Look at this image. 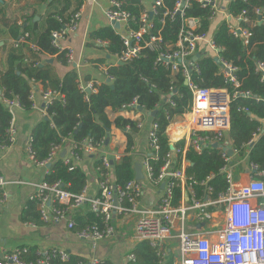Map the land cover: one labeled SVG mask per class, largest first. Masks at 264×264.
<instances>
[{"label": "trees", "instance_id": "1", "mask_svg": "<svg viewBox=\"0 0 264 264\" xmlns=\"http://www.w3.org/2000/svg\"><path fill=\"white\" fill-rule=\"evenodd\" d=\"M73 1L75 9L69 10ZM83 2L84 0H63L58 10L46 14L41 26L38 25V21H33L35 13L28 15L18 24L17 19L8 14L5 8L7 5H3L0 9V22L5 34L14 41L24 33L28 34L22 45L13 44L7 49L4 68L0 70V148L10 145L7 130L12 114L5 100L15 99L21 108L29 111L34 104L29 97L30 91L33 86L40 85L43 89L57 92L59 97L53 99L47 107L48 118L39 121L31 130L34 160L46 161L52 146L61 145L64 148L66 144L63 142L64 138L75 143L77 145L75 150L83 156L79 147L85 138L91 139L94 143L104 142L105 145L111 126H115L126 135L125 154L119 160L111 161L115 184L123 185L135 178V154L132 150L134 138L140 129L137 127V122L129 118L116 116L110 119L107 110L117 111L132 99H136L150 119V126L152 123L156 124L154 132L158 149L151 150L147 143L145 151L148 156L156 155L149 159L153 175L158 174L160 167L168 158L167 154L171 153L174 167H178L182 159L188 161L185 173L191 177L197 198H202L205 188L208 187L212 189V197L225 191L227 183L224 175L219 171L225 163L220 148L207 146L203 147L201 152L195 151L192 147L184 150L185 140L180 139L174 143L179 151L174 152L170 149V141L166 136V128L172 119L187 113L192 104L191 91L181 71L173 72L170 67L156 63L158 53L166 51L168 46H173L178 39L181 28L180 16L173 15L172 18L164 16V13L173 11L176 0H162L157 8L158 14L153 18V32L161 36V42L156 49L144 47L138 58L122 64L104 65V75L109 76L111 81L104 80L94 84L95 91L91 90L88 94L79 88L80 80L75 68L66 72L63 77H58L52 66L53 62L44 59L52 58L53 61L62 64L68 62L67 51H59L52 45L51 32L62 28ZM124 8L138 16L142 6L140 0H129ZM212 11L211 5L203 6L198 0H188L184 15L198 18L200 27L197 32L208 33L213 43L219 47V58L236 67L235 76L238 86L235 87L233 83L224 81L219 73L220 64L205 49L199 51L200 56L196 59L199 70L191 71V80L206 87H228L230 127L227 139L231 141L235 151L231 162L237 163L241 159H246L249 163L257 164L263 171L261 179L264 180V83L260 81V75L255 69L257 61L264 63V0H229L227 3L226 11L230 17L243 14L246 18V21H239V26L250 33L247 42L230 32L229 21L225 18H221L211 29L212 22L215 21L211 19ZM88 38L89 45L95 40L107 41L108 55L115 57L123 50L120 37L109 25L92 30ZM30 44L34 45V49L30 48ZM24 46L28 54L23 53L21 48ZM26 58L30 61H26ZM105 61V58H99L90 62L94 66H99ZM89 80L90 77L86 75L84 81ZM244 91L249 92V96L239 94ZM152 111H155L153 116L149 114ZM60 151L56 158L50 161L43 180L49 184L59 183L63 189L73 194L81 193L86 186V173L75 164L77 161L65 163L64 156L59 155ZM92 156L99 182L106 170L102 164V157ZM236 169L242 171L239 164ZM210 175L212 176L207 181V185L201 184ZM180 199L181 189L178 186L174 189L173 204H179ZM21 220L43 223L35 200L27 201L21 213ZM73 221V231L94 223L104 228L101 216L91 212H86L84 215L75 214ZM23 248H26V252L21 253L24 260L34 262L41 257L37 247L24 245L18 247L20 250ZM133 254L135 260L128 261L127 264H174L175 260L174 252L170 251L164 259L159 257L146 240L135 244ZM79 261L88 263L86 258L72 253H69L66 260H61L59 256H52L49 259L50 264H77ZM103 262L109 263L107 260Z\"/></svg>", "mask_w": 264, "mask_h": 264}, {"label": "built area", "instance_id": "2", "mask_svg": "<svg viewBox=\"0 0 264 264\" xmlns=\"http://www.w3.org/2000/svg\"><path fill=\"white\" fill-rule=\"evenodd\" d=\"M128 1L109 0L104 12L108 25L120 37L123 45V50L115 56L112 64L138 58L144 47L156 49L161 42V36L153 32V18L157 16V8L161 5L162 0H140L142 9L138 16L124 8ZM218 1L198 0L203 6L211 5L212 20L220 11ZM187 3L188 0H176L173 11L164 13V16H169V18L179 15L181 28L176 43L173 46L169 45L166 51H160L156 63L170 67L173 72L181 71V75L187 81L186 84L192 95V104L187 112V120L190 125L187 134V147L201 152L203 147H212L213 143L220 145L217 148L223 151L222 156L225 163L219 171L224 175L227 183L225 191L212 197V189L208 187L205 188L202 198H197L192 187L191 177L185 173L188 161L182 159L180 165L174 167L171 153L167 154L168 158L156 176L153 175V168L149 164V159L156 155L148 156L144 153V178L141 180L133 178L123 185L115 184L109 178L111 169L109 153L102 151L106 144L104 145V142L94 143L91 139L85 138L79 149L83 154L101 156L102 164L106 170L104 177L99 181L98 193L89 196L85 187L81 193L73 194L63 189L59 183L49 184L42 180L34 184V191L29 199L36 201L43 223L66 220L69 229L73 228L74 221L69 217L68 209H74L84 204L88 205L92 213L101 216L104 228H100L98 224L94 223L74 231V233L80 239L91 242L93 246L100 239L114 235V228L110 224V220L114 215H119L120 220H124L126 224H132L133 227L134 242L126 253L127 262L135 260L133 254L135 244L146 240L162 259L168 253L167 244L174 241L177 245L174 264H264V180L261 179L263 171L257 164L248 162V179L236 181V164L231 162L235 151L231 141L227 139L230 127L229 89L227 86L206 87L191 80V71L199 70L194 56L202 49L209 50L213 57H218L219 73L225 82H231L235 87L238 86L235 76L236 67L219 58V47L213 43L208 33L197 32L200 20L184 15ZM82 11L83 4L76 13L69 17L62 28L51 32L52 45L59 51H67L68 62L73 60V51L65 47L64 43L69 34L77 28ZM224 18L229 21L230 32L247 42L246 39L250 33L239 26V21H246L244 15L230 17L226 12ZM115 24H118V27H115ZM27 35L25 33L20 37L15 42V46ZM95 42L107 45V41L104 40ZM108 64L110 65V63ZM255 69L260 75V81L264 83V63L257 61ZM107 78L111 81L109 76ZM96 83L93 80H80L79 88L88 94L91 90L95 91L94 84ZM39 94L43 102L42 110L46 113L47 107L53 99L59 97V94L50 89H41ZM86 94L85 97H87ZM239 94L249 96L247 91L239 92ZM34 95L33 86L30 91V99L33 100ZM5 103L12 114L7 130L11 145L16 134L13 109L19 104L15 99H6ZM139 107L141 106L136 99H132L117 111L120 112L119 116L136 121L137 127L140 129L143 126V119L140 117L143 114L146 115V112L142 107L141 109ZM155 127L156 124L152 123L148 130V147L154 151L158 149ZM31 140L29 135L24 150L36 165L42 166L50 163L56 158L58 151L63 148L61 145L52 146L46 161L37 162L34 160ZM63 142L71 144V147L69 146V149L65 151L64 162L79 161L81 155L75 150L77 145L67 138H64ZM10 145H6L4 148ZM228 147L232 149L231 155L227 154ZM171 150L179 151L175 146ZM114 157L119 158L118 155H114ZM211 176H207L201 184L207 185ZM162 182L164 186L159 198L150 205L144 203L142 196L145 185L152 184L155 187H160ZM6 184L7 181L0 175V216L1 206L6 201L4 192ZM178 186L181 189V199L179 204H173L174 189ZM25 252L26 248L20 250L17 247L1 256L0 264H50L49 259L52 256H59L61 260H66L69 256V252L63 248H50L38 250L41 257L32 262L21 257V253ZM87 261L88 263L79 261L77 264L104 263L103 259L97 256L89 257Z\"/></svg>", "mask_w": 264, "mask_h": 264}, {"label": "crops", "instance_id": "3", "mask_svg": "<svg viewBox=\"0 0 264 264\" xmlns=\"http://www.w3.org/2000/svg\"><path fill=\"white\" fill-rule=\"evenodd\" d=\"M228 1L229 0L218 1L220 11L217 13L215 21L212 22L211 29L214 28L216 22L224 18V13L227 12L226 6ZM62 2L63 0H0V9L3 5H7L5 8L8 14H11L13 18L17 19L18 24L26 19L28 15L35 13L33 21H38V25L41 26L46 14L58 10ZM108 2L109 0H84L83 11L78 20L77 28L74 32L69 34L64 43L65 47L73 51L72 62L62 64L52 60V66L58 77H63L66 72L75 68L79 80L81 81H84L86 75L97 83L106 80L104 65L111 63L115 57L108 55L106 46L97 44L95 42L96 40L93 44L89 45L88 35L92 30L108 26V22L104 15ZM73 9H75L74 1L69 10ZM15 42L13 38L5 34V29L0 22V70L4 68L7 49L13 44L15 46ZM23 42L24 40L19 41L16 46L22 45ZM33 47L34 45L30 44V48L34 49ZM21 49L23 53H27V48L25 46ZM42 58H44V56ZM99 58H105V63L99 66L92 65L90 61ZM26 61H30V59L26 58ZM41 89L43 88L40 85L34 86V107H32L31 110L26 111L20 106L14 107L15 139L7 148H0V175L7 181V184L4 186L6 201L1 206L0 216V257L24 245L37 247L39 250L63 248L69 253L86 259L97 256L103 260L109 261L110 264H127L126 253L134 242V237L132 236L133 227L132 224H126L124 220H120L119 215H114L110 220V224L114 228V235L100 239L95 246H93L91 242L77 237L74 231L67 227L66 220L52 223H32L21 220L22 210L29 200V196L34 191V184L43 180L47 169L45 165L41 166L34 164L24 150L25 142L31 134L32 128L39 121L45 119V117L48 118L47 113L42 110L43 102L39 94ZM107 115L110 119H114L116 116L120 115V112L108 109ZM140 118L143 119V126L134 138L132 151L135 154L134 166L136 163L140 165L141 173L144 178V153L147 149L148 130L149 127H151V121L145 114L141 115ZM187 119V113L174 117L166 128V136H168L170 144L173 145L180 139L185 140L184 150L187 148V134L190 129ZM108 138V144L103 147L102 151L109 153L108 157H110L111 161H117L125 154L126 135L124 131L115 126H111ZM69 146L71 147L70 143L66 144L59 155H61L63 151L68 150ZM114 155H118L119 158H115ZM75 164L86 173V193L89 196L96 195L99 191V182L93 166V156L84 154ZM235 164V168H237L238 164L242 167L241 172L237 169L235 174L236 181H246L249 177L247 175L248 161L246 159H241ZM109 178L110 181L115 182L112 168L110 169ZM160 193V187L146 184L142 201L150 205L159 198ZM68 212L69 217L73 219L75 214L84 215L86 212L91 211L88 205L84 204L74 209H68ZM170 244H173V246ZM167 248L168 251L176 254L177 245L174 241L167 244Z\"/></svg>", "mask_w": 264, "mask_h": 264}, {"label": "water", "instance_id": "4", "mask_svg": "<svg viewBox=\"0 0 264 264\" xmlns=\"http://www.w3.org/2000/svg\"><path fill=\"white\" fill-rule=\"evenodd\" d=\"M115 27H118V24H115ZM199 56H200V54H199V53H196L195 56H194V58L197 59ZM214 60H215L216 62H218V57H214ZM48 61H49V62H52V59H48ZM118 63H119V64H122V62H118ZM109 81H110V80L107 78V79H106V82H109ZM185 83H187L186 80H185ZM139 109H141V107H139ZM149 114L153 116V115L155 114V111L149 112ZM45 119H47V118L45 117ZM108 140H109V138L107 137V138L105 139V144H107ZM212 147H215V148H216V147H220V145H218L217 143H213V144H212ZM173 148H174V144H173V145L170 144V149H173ZM64 154H65V151H63V152L61 153V156H64ZM227 154H228V155H231V154H232V149H231L230 147L227 148ZM49 166H50V163H47V164L45 165L46 168H48ZM134 172H135V178H136V179H138V180L143 179V175H142V173H141L140 165H139L138 163H136L135 166H134ZM61 186H62V185H61ZM163 186H164V183L162 182V183L160 184V188L162 189Z\"/></svg>", "mask_w": 264, "mask_h": 264}, {"label": "rangeland", "instance_id": "5", "mask_svg": "<svg viewBox=\"0 0 264 264\" xmlns=\"http://www.w3.org/2000/svg\"><path fill=\"white\" fill-rule=\"evenodd\" d=\"M174 244V243H173ZM173 244H171V246H173Z\"/></svg>", "mask_w": 264, "mask_h": 264}]
</instances>
